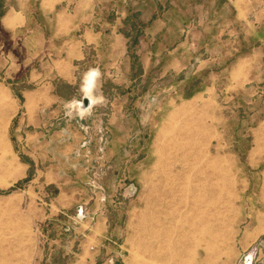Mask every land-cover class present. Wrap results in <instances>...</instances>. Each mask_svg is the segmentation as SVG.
<instances>
[{
  "label": "rangeland",
  "instance_id": "obj_1",
  "mask_svg": "<svg viewBox=\"0 0 264 264\" xmlns=\"http://www.w3.org/2000/svg\"><path fill=\"white\" fill-rule=\"evenodd\" d=\"M37 3L0 32V264H264V0H93L54 39Z\"/></svg>",
  "mask_w": 264,
  "mask_h": 264
},
{
  "label": "crops",
  "instance_id": "obj_2",
  "mask_svg": "<svg viewBox=\"0 0 264 264\" xmlns=\"http://www.w3.org/2000/svg\"><path fill=\"white\" fill-rule=\"evenodd\" d=\"M4 2V12L0 16V32L10 33L12 36L17 33L25 32L29 34V37L34 34L31 30L30 24V12L31 6L30 0H2ZM93 0H39L37 3V10L39 13L46 17L53 16V28L51 35L54 38L70 36L72 32L79 29L82 22L88 17L90 19L89 12L91 11ZM87 34V33H86ZM89 36L94 35L89 33ZM45 36L40 38V43L36 48L37 51H43L45 53V47L50 45V41H45ZM74 47V48H73ZM51 46H49L50 50ZM73 49L76 55L79 54V48L75 41L64 42L62 50L66 53L68 50ZM47 50V48H46ZM65 62V61H64ZM63 78L66 83L71 84V79L67 77ZM46 82V79H45ZM30 98L44 99L45 95L42 93H29ZM35 114V113H33Z\"/></svg>",
  "mask_w": 264,
  "mask_h": 264
},
{
  "label": "bare ground",
  "instance_id": "obj_3",
  "mask_svg": "<svg viewBox=\"0 0 264 264\" xmlns=\"http://www.w3.org/2000/svg\"><path fill=\"white\" fill-rule=\"evenodd\" d=\"M92 85H93V76L91 75L90 78H89V81H88V85L86 87V91H89ZM87 101L83 102L81 105L83 107L86 106L87 105ZM88 103H89V101H88Z\"/></svg>",
  "mask_w": 264,
  "mask_h": 264
}]
</instances>
